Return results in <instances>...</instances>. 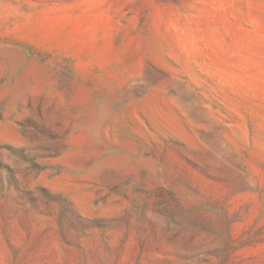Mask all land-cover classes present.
<instances>
[{"label": "rangeland", "instance_id": "obj_1", "mask_svg": "<svg viewBox=\"0 0 264 264\" xmlns=\"http://www.w3.org/2000/svg\"><path fill=\"white\" fill-rule=\"evenodd\" d=\"M0 62V264H264V0H0Z\"/></svg>", "mask_w": 264, "mask_h": 264}, {"label": "bare ground", "instance_id": "obj_2", "mask_svg": "<svg viewBox=\"0 0 264 264\" xmlns=\"http://www.w3.org/2000/svg\"><path fill=\"white\" fill-rule=\"evenodd\" d=\"M4 58V57H3ZM5 61V60H4ZM3 64L0 62V71L1 70H3ZM41 74V73H40ZM38 79V78H37ZM39 80V79H38ZM46 80V79H45ZM48 80V79H47ZM43 87H44V85H42ZM24 88V89H23ZM44 89H46V88H44ZM8 90V89H7ZM28 90V91H27ZM43 89H42V87H41V85L38 83V81L36 82V84H32V85H30V86H27V87H22V88H20V87H18V86H15V87H13L12 88V92L14 93H12L13 95H12V98L10 99V101L8 102V104L10 105V106H12V105H14L15 104V102H16V100H18V98L20 97V96H22V95H25L26 94V91H27V93H29V94H32V95H36V94H38V93H40L41 91H42ZM49 92V91H48ZM6 93V90H4L3 92H2V94H5ZM8 93V92H7ZM6 95V94H5ZM28 99V98H27ZM21 102L22 103H25L26 102V97L23 99V100H21ZM75 102V101H74ZM83 102V101H82ZM81 102V103H82ZM64 103V102H63ZM8 112V111H7ZM10 115V114H9ZM20 115V114H19ZM18 115V116H19ZM11 116V115H10ZM112 120H113V118H112ZM6 122V121H5ZM4 122V123H5ZM8 122V121H7ZM6 125V124H5ZM11 126V125H10ZM7 128V127H6ZM9 128V127H8ZM79 133V132H78ZM108 133V132H107ZM87 134V133H86ZM85 135V134H84ZM18 136V135H16L15 134V132L13 131V130H11V129H6V130H0V138L2 139V138H5V139H8V140H12V142H16L17 140H18V138H16V137ZM80 134H78L76 137H75V139L76 140H80ZM82 138V137H81ZM0 139V140H1ZM4 139V140H5ZM83 139V138H82ZM81 139V140H82ZM88 140H89V138H88ZM87 140V141H88ZM6 141V140H5ZM77 142H79V141H77ZM86 142V141H85ZM77 145V144H76ZM71 153V152H70ZM69 156V155H68ZM75 156H78V155H75ZM74 156V157H75ZM65 158V157H64ZM68 158V157H67ZM69 159V158H68ZM71 159V158H70ZM114 163L115 164H121L122 163V160L120 159V158H115L114 159ZM85 175V174H84ZM83 175V176H84ZM86 176V175H85ZM90 176H88V178H89ZM57 178V177H56ZM86 178H87V176H86ZM69 180V179H68ZM66 181H67V178H66ZM64 182V181H63ZM49 184V183H48ZM52 186H55V187H62V188H65V189H68L69 187L67 186V185H65V184H61L60 182H53L52 184H51ZM88 187V186H87ZM86 189V188H85ZM68 191V190H67ZM73 193H74V198H75V201H76V203H77V206L79 207V209L83 212V213H90L91 211H90V204H89V208L87 207V203H88V194H83V193H81V191L79 190V189H75V190H73ZM71 196V195H70ZM92 199V198H91ZM112 205V204H111ZM109 207V206H108ZM92 209V208H91ZM98 211H100V210H97V212ZM105 212H108V211H105ZM114 212V211H113ZM95 214V213H94ZM55 248V247H54ZM58 249V248H57ZM59 251V250H58Z\"/></svg>", "mask_w": 264, "mask_h": 264}]
</instances>
